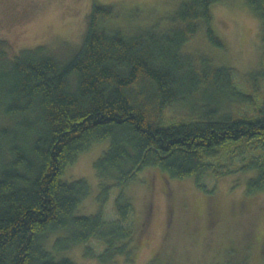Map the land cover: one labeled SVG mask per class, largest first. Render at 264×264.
Listing matches in <instances>:
<instances>
[{"label": "trees", "instance_id": "16d2710c", "mask_svg": "<svg viewBox=\"0 0 264 264\" xmlns=\"http://www.w3.org/2000/svg\"><path fill=\"white\" fill-rule=\"evenodd\" d=\"M219 1L181 3L172 29L128 38L103 28L112 6L94 2L82 44L65 62L43 47L12 59L0 50V264H76L64 253L89 241L103 248L95 253L84 245V257L130 262L137 231L129 198L120 191L114 199L116 219L105 220L102 207L112 187L147 167L192 176L201 186L206 174L231 172L230 159L238 157L239 169L256 171L246 193L264 190V156L256 155L264 152V99L255 114L222 111L252 103V96L236 89L230 68L185 51L201 27L222 46L210 27V7ZM249 4L264 23V0ZM175 102L187 103L190 118L162 125L164 109ZM105 139L108 147L93 163L99 210L78 215L89 186L60 175ZM55 233L63 235L51 242Z\"/></svg>", "mask_w": 264, "mask_h": 264}, {"label": "rangeland", "instance_id": "374dc122", "mask_svg": "<svg viewBox=\"0 0 264 264\" xmlns=\"http://www.w3.org/2000/svg\"><path fill=\"white\" fill-rule=\"evenodd\" d=\"M188 1L0 0V50L12 59L23 49L43 47L45 53L65 62L82 44L86 17L94 2L112 6L113 16L104 21L103 28L108 33L118 30L128 38L172 29L179 5ZM210 14V27L222 46L211 44L201 27L185 51L206 54L216 66L230 68L236 89L252 96V103L223 106L222 111L233 116L255 114L264 99V23L249 0L219 1L211 5ZM188 114L187 103L175 102L164 109L161 123L166 125L181 116L188 119ZM108 144L109 139L92 143L65 165L60 175L63 181L83 178L89 186L78 215L99 210L93 163ZM256 155L264 156V152ZM221 156L225 160L224 154ZM230 160L231 172L206 174L199 181L201 186L192 176L172 178L151 166L137 172L122 188L112 187L102 207L103 218H117L114 199L121 191L132 204L129 221L137 231L132 260L120 257L116 264H264V190L247 194L246 181L256 171L239 169L238 157ZM61 235H51L50 241ZM84 245L95 253L103 248L89 241L73 246L64 256L76 264H102L84 257Z\"/></svg>", "mask_w": 264, "mask_h": 264}]
</instances>
